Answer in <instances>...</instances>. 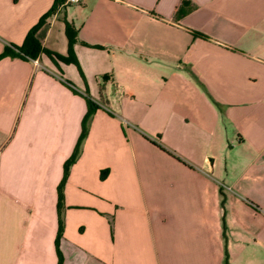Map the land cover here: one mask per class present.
I'll return each mask as SVG.
<instances>
[{
	"label": "crops",
	"instance_id": "1",
	"mask_svg": "<svg viewBox=\"0 0 264 264\" xmlns=\"http://www.w3.org/2000/svg\"><path fill=\"white\" fill-rule=\"evenodd\" d=\"M54 2L0 0V264H264V0Z\"/></svg>",
	"mask_w": 264,
	"mask_h": 264
},
{
	"label": "trees",
	"instance_id": "2",
	"mask_svg": "<svg viewBox=\"0 0 264 264\" xmlns=\"http://www.w3.org/2000/svg\"><path fill=\"white\" fill-rule=\"evenodd\" d=\"M63 1H64V0H55V2H54V6H53L52 8H50L49 12H48L44 17L48 16L49 14L54 13L55 8H57V6H58L59 4H61ZM30 39H31V33L28 34V37H27L26 41L24 42L23 46L18 50L21 54H17L15 51H13V50H11V49H7V50L5 51V53H4L3 56H16V57H20V56L24 57V56H26V57H27V54H26V51H25V47H24V46L26 45V42L29 41ZM43 52H44L45 54L49 55L50 57H52V56L55 57L57 60H59V61H61V62H65V63H67V64H70V63L76 64L75 59L73 58L72 55H69V58H67V57H62V56H60V55L51 54V53H50L49 51H47V50H44ZM28 57H29V56H28ZM87 104H88L89 109H91L92 104H91L89 101H88Z\"/></svg>",
	"mask_w": 264,
	"mask_h": 264
},
{
	"label": "built area",
	"instance_id": "3",
	"mask_svg": "<svg viewBox=\"0 0 264 264\" xmlns=\"http://www.w3.org/2000/svg\"><path fill=\"white\" fill-rule=\"evenodd\" d=\"M78 2L79 0H64L61 4L57 6L56 10H59L60 8H63L64 6H67V5L77 4Z\"/></svg>",
	"mask_w": 264,
	"mask_h": 264
}]
</instances>
